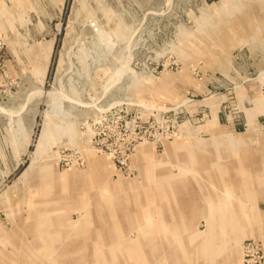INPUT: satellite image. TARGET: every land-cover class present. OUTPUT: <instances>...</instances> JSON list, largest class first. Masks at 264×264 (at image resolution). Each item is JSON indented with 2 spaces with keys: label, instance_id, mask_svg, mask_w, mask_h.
Here are the masks:
<instances>
[{
  "label": "rangeland",
  "instance_id": "rangeland-1",
  "mask_svg": "<svg viewBox=\"0 0 264 264\" xmlns=\"http://www.w3.org/2000/svg\"><path fill=\"white\" fill-rule=\"evenodd\" d=\"M207 159L260 187L202 191ZM167 176L235 218L163 198ZM124 239L146 264H264V0H0V264H140Z\"/></svg>",
  "mask_w": 264,
  "mask_h": 264
},
{
  "label": "bare ground",
  "instance_id": "bare-ground-1",
  "mask_svg": "<svg viewBox=\"0 0 264 264\" xmlns=\"http://www.w3.org/2000/svg\"><path fill=\"white\" fill-rule=\"evenodd\" d=\"M252 123L253 122H250V125H249V127H248V130H250L251 129V126H253L252 125ZM244 134V133H243ZM246 134V133H245ZM247 135H248V132H247ZM245 137H246V135H244ZM249 136V135H248ZM223 138V137H222ZM242 139V138H241ZM241 139H238V138H229L228 139V144H225V146H228L227 148L229 149L230 147V145L231 146H235V147H238L239 145H240V143H243V142H241ZM248 139V138H247ZM227 142V141H226ZM231 149V148H230ZM233 149V148H232ZM237 149H239V148H237ZM236 149V150H237ZM234 151H235V149H233ZM206 159V158H205ZM207 161H209L208 163H207ZM192 166V168L194 169V168H196V167H198L199 168V170H206V169H204V167H206V166H211V167H223V168H225L226 169V166L224 165V163L222 162H211L210 160H206L205 162H201V165L200 164H198V163H196V164H192L191 165ZM193 166H195V167H193ZM196 173V172H195ZM198 173V172H197ZM173 175V174H172ZM181 176V175H180ZM193 177H196V176H193ZM166 178H168V181H169V186L167 185L166 187H167V193L165 194V195H163V198L164 197H166L167 196V194H168V192H169V190L171 191V189H172V187L173 186H175V185H173L172 184V182H174L175 181V177L174 176H167ZM239 178H240V176H239ZM213 179V178H212ZM242 180H244V181H248V179L249 178H247L246 177V179L245 178H241ZM183 180V179H182ZM185 180V179H184ZM204 180V179H203ZM180 182V181H179ZM80 183V182H79ZM180 184V183H179ZM183 184V183H182ZM80 185V184H79ZM85 186V185H84ZM245 185H243V187H244ZM175 187H178V186H175ZM249 187V186H248ZM233 188V187H232ZM79 189H80V187H79ZM196 190V189H195ZM189 194H191V192L189 193ZM189 194H187V197H188V199H189V201H192V202H195L197 199L196 198H198L197 196H194V195H189ZM151 195V194H150ZM227 197H225L224 198V200H222L221 202L218 200V198L217 197H213V198H209V200H208V202H210L211 204H212V207H213V209L214 210H219V211H221V212H223L224 211V216H225V219H227L226 218V215H228V214H230V217L232 218V219H234L235 218V214H234V208H232L231 206H230V204H232V202L230 201V199H228ZM207 202V201H206ZM239 206H240V204H239ZM139 211V210H138ZM140 212V211H139ZM138 212V213H139ZM142 214H143V217H144V219L146 218V221H149V220H151V216H150V212H147V216L145 215V211L143 210L142 212H141ZM152 215V214H151ZM57 216V215H56ZM88 216V215H87ZM229 217V218H230ZM91 218V217H90ZM65 221V220H64ZM66 222L67 221H65V223H64V225H66ZM63 225V226H64ZM164 227V226H163ZM214 228H216V229H219L220 228V225L219 224H217V225H215V226H213ZM114 229V228H113ZM164 231V230H163ZM114 232V231H113ZM61 233V232H60ZM146 233V232H145ZM173 234L172 235H174V236H176L177 237V234L178 233H176V232H172ZM147 234V233H146ZM168 233H165V232H163V234H162V228H161V232H160V234L159 235H163V236H169V235H167ZM57 234L56 233H49V234H47V236H49V237H53V236H56ZM95 235H96V233H95ZM148 235V234H147ZM157 236V232L155 231V233L153 234V233H151L150 234V238L153 240V239H155V237ZM170 238V240L173 242V238L172 237H169ZM164 239V238H163ZM162 242V241H161ZM122 246H123V248H124V246H127L128 248L130 247V248H134L135 250H136V252L139 254V256H138V260L139 261H141V263L142 264H146V261H147V259H148V257H146V252H144L143 253V249H144V244H145V248H147L148 246H146L147 244V242L146 241H137V242H135V244H131L130 242L128 243L127 242V240H125L124 239V241H120L119 242ZM118 245V244H117ZM154 247V246H153ZM29 248V247H28ZM129 248V249H130ZM35 250H39L41 253H48V252H51V248H50V246H48V244H46L45 242H43L41 245H33L32 246V249H31V251L30 252H32V253H34L33 251H35ZM93 250V248L92 249H90V251H92ZM95 251V250H94ZM145 251H146V249H145ZM147 258V259H146ZM133 261V260H132ZM133 262H136V261H133ZM140 263V264H141Z\"/></svg>",
  "mask_w": 264,
  "mask_h": 264
},
{
  "label": "crops",
  "instance_id": "crops-1",
  "mask_svg": "<svg viewBox=\"0 0 264 264\" xmlns=\"http://www.w3.org/2000/svg\"><path fill=\"white\" fill-rule=\"evenodd\" d=\"M256 107H259V106H256ZM249 122V121H248ZM249 132V131H248ZM244 135H246V137L244 136ZM248 135H250V137L248 136ZM247 135V133L245 134H238L236 137L238 138V139H241V142H243V143H240V145L239 146H241V145H243V144H246V143H244V141L246 140V141H248V140H250L251 139V134L249 133ZM236 137H232V139L233 138H236ZM248 138V139H247ZM231 139V138H230ZM250 142H251V140H250ZM223 144V143H222ZM226 144H228V140H227V142H226ZM217 146V145H216ZM239 146L238 147H235V146H229L231 149L233 148V149H235V151H236V149L237 148H239ZM228 146H225V148H227ZM229 148V150H231ZM226 150H228V148L226 149ZM194 151V150H193ZM195 152V151H194ZM206 154V153H205ZM225 154V153H224ZM206 156H207V158L208 157H215L214 156V153H210L209 155L208 154H206ZM217 157H220V159L223 161V158L221 157V156H216V158ZM209 162V161H208ZM229 168L230 169H232L233 167H231L230 166V164H229ZM204 169H206V170H204L205 172H210V171H212V173L213 172H215V173H213V175L214 176H211V177H207V179H206V181H208V183L207 184H200V183H198L197 181H196V179L197 178H195V183L197 184L196 186L197 187H200V188H204V189H202V191H204L206 188H208V189H225L226 188V186H232L233 187V192L235 191V190H243V189H246V190H248L247 192L249 193L250 191H251V189H255V188H258V187H260V185H258L257 184V182H255L254 184H253V182L254 181H257V177H255V179H254V176H252V175H250V174H252V172L257 176V168H255V169H249V168H245V169H240V170H238V171H240V172H243V171H246V173H248V177H249V179H248V181H244V180H242L241 178H238V173H236V170H237V168H236V166H234V168L233 169H235V171H228V172H225L224 170H221L220 168H218V167H211V166H206V167H204ZM208 169L210 170V171H208ZM249 170H250V172H249ZM203 171V172H204ZM231 173H234L233 174V176H232V178H231ZM213 178V179H212ZM184 182H186V185L185 186H181V185H176V186H178V188H180V187H185L186 189L188 188V189H192V188H194L191 184H190V181L189 180H184ZM242 185H245L243 188L241 187ZM249 186V187H248ZM187 189V190H188ZM190 190H188V192H187V194H189L190 192H191V194L192 195H194V196H197L198 197V195L196 194V193H193L192 191H190ZM187 194H186V200H187V202L188 203H190V204H192V205H197V202H200V200H202V203H206V201L207 200H209V198H213V197H221L220 196V194H219V192H217V193H215V191L214 192H208L207 194H203V193H199V197L198 198H196L197 200L195 201V202H192V201H189V199L187 198ZM191 194H189V195H191ZM221 198H223V196L221 197ZM207 204V203H206ZM208 206V205H207ZM209 207V212H211L210 211V206H208ZM201 212V211H200ZM202 213H205V210H203L202 209ZM257 213V212H256ZM257 216L259 217V215L257 214Z\"/></svg>",
  "mask_w": 264,
  "mask_h": 264
},
{
  "label": "built area",
  "instance_id": "built-area-1",
  "mask_svg": "<svg viewBox=\"0 0 264 264\" xmlns=\"http://www.w3.org/2000/svg\"><path fill=\"white\" fill-rule=\"evenodd\" d=\"M250 254H251V252H250ZM246 256H248V255H246ZM259 259V257H254V258H250V259H247L246 260V262H247V264H256V262H260V260H258Z\"/></svg>",
  "mask_w": 264,
  "mask_h": 264
}]
</instances>
